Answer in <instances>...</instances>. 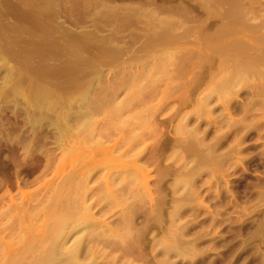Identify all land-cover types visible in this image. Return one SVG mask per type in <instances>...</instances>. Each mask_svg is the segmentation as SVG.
Returning a JSON list of instances; mask_svg holds the SVG:
<instances>
[{
  "label": "rangeland",
  "instance_id": "rangeland-1",
  "mask_svg": "<svg viewBox=\"0 0 264 264\" xmlns=\"http://www.w3.org/2000/svg\"><path fill=\"white\" fill-rule=\"evenodd\" d=\"M0 48L27 93L81 97L92 84L96 136H73L54 163L55 182L91 171L96 216L119 193L139 194L138 224L164 241L174 197L172 235L185 244L169 261L264 264V0H0ZM115 144L110 158L103 148ZM140 150L153 201L129 165ZM75 191L76 181L66 193ZM163 195L170 203H159ZM160 205L148 222L146 211ZM129 253L122 259L148 264Z\"/></svg>",
  "mask_w": 264,
  "mask_h": 264
},
{
  "label": "bare ground",
  "instance_id": "bare-ground-1",
  "mask_svg": "<svg viewBox=\"0 0 264 264\" xmlns=\"http://www.w3.org/2000/svg\"><path fill=\"white\" fill-rule=\"evenodd\" d=\"M7 53L0 48V72L3 71L0 80V172L4 170L12 177H0V264H131L122 259L126 256L123 254L129 252L144 254L148 264H157L159 254L163 256L161 264H174L169 261L171 252L185 244L183 240L181 243L176 241L177 234L172 235L174 219L181 209L174 197L169 210L168 237L160 241L154 233L147 234L151 230L150 223L146 227L138 224L137 205L142 201L139 194H133L129 201L131 194L119 193L102 206L98 210L100 216H96L90 197L91 171L81 168L76 178L74 171L55 182L59 168L54 163L58 156L56 151L64 153L70 149L67 145L73 136H96L92 131L94 128L90 127L94 120L85 95L92 84L85 85L81 97H62L41 87L27 93L23 76L12 65ZM8 109L12 115L6 113ZM116 145H105L103 151L112 158ZM137 154L129 161L130 168L136 171L133 179L142 181L153 201L148 173L142 168L144 164L139 163L143 150ZM36 157L44 161L33 165L32 160ZM173 166L168 164L163 172L170 173ZM177 169L183 177L189 173ZM37 171L40 173L31 178ZM50 172L51 177H45ZM75 181V195L69 196L66 193L68 185L75 186ZM125 185L128 182L122 188ZM107 186L109 188L108 183ZM108 191L112 196L113 192ZM171 200L163 195L159 203H170ZM117 203L127 206L107 222L102 217ZM162 212L161 205L146 211L148 222L159 219Z\"/></svg>",
  "mask_w": 264,
  "mask_h": 264
}]
</instances>
